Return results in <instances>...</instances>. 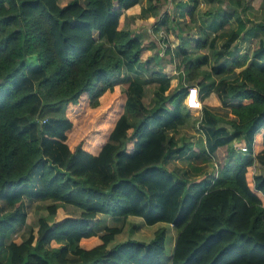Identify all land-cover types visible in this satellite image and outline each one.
<instances>
[{
    "label": "trees",
    "instance_id": "16d2710c",
    "mask_svg": "<svg viewBox=\"0 0 264 264\" xmlns=\"http://www.w3.org/2000/svg\"><path fill=\"white\" fill-rule=\"evenodd\" d=\"M144 1L145 18L159 28L170 30L174 12L196 22L189 0L162 19L154 8L162 0H0V264H264V21L244 16L253 0H207L215 36L194 49L208 45L213 65L187 63L186 79L202 99L213 91L222 103L203 107L197 119L202 153L212 158L227 146L236 157L189 180L166 166L188 148L175 133L191 116L181 97L189 85H163L151 105L142 99L145 81L119 89L126 71L155 62L153 46L123 21ZM255 38L251 54L234 55L240 40ZM192 39L179 42L187 59ZM157 74L151 81L163 83L167 74ZM237 139L247 152L231 148ZM256 160L262 174L254 173ZM35 193L51 220L39 218L37 230L6 243L27 225L22 203ZM64 207L79 214L60 217ZM101 214L169 226L149 240L115 243L123 226L100 230L93 224ZM170 226L177 236L168 253Z\"/></svg>",
    "mask_w": 264,
    "mask_h": 264
},
{
    "label": "rangeland",
    "instance_id": "374dc122",
    "mask_svg": "<svg viewBox=\"0 0 264 264\" xmlns=\"http://www.w3.org/2000/svg\"><path fill=\"white\" fill-rule=\"evenodd\" d=\"M61 4H65L68 0H59ZM187 1V0H185ZM178 0H175L173 3L169 0H162V2L157 5L154 8H158V11L160 12L161 19L163 18L164 11H167L168 9H172L174 6L177 5ZM190 7L194 8V22H190L186 18H180L178 13H173L174 18L177 20L173 23L171 22L169 24L170 30L167 31V29L162 25L160 28L156 26L154 17H147L146 11L140 7L136 9V13L129 12L131 15L128 17V22L125 24V28L132 29L134 32H138L142 34V39L144 40V44L146 46H153L150 49V55L151 60H155L154 63H149L138 72L136 71H126L124 73V78L121 79V83L119 84V89L122 91L129 90V83L135 79H141V77H151V78H158L156 76L161 75L156 73H167L170 72L171 75H173L175 78H178V75L185 71L186 64L189 62H194L195 58H189L190 61L187 59V57H184L183 54L180 53V41L183 43L184 40H187L188 38H193L195 36L200 37V39L204 40V34L201 33L200 27L205 28V22H204V16H205V10L207 3L204 0H189L187 1ZM223 5L228 3V0L222 1ZM148 1H144L143 4L147 6ZM197 4V5H196ZM252 4L251 10L246 9L245 10V17H249L253 19V21H264V0H253L250 2ZM196 5V7H194ZM211 5V4H210ZM244 5L247 6V1H245ZM141 6V5H140ZM152 8L151 12H155L156 10ZM239 10H242V7L239 8ZM141 11V12H140ZM211 12V11H210ZM166 17V16H165ZM173 18V17H172ZM179 20V21H178ZM233 23V22H232ZM230 26H228L229 28ZM159 28V29H158ZM214 32V31H212ZM212 32H210V36H212ZM181 33V34H180ZM177 34H180L182 38H178ZM192 44H195L193 39L191 41V46L189 47L188 53L193 54L192 51ZM257 46V40L256 38L248 42L245 46V48H242L243 51L248 52L251 54L252 49H255ZM170 51V52H168ZM202 51L209 52L208 45L204 48H202ZM201 52V53H203ZM184 57V59H183ZM187 59V60H186ZM153 62V61H152ZM36 64L34 58L30 59L28 62L29 66H34ZM204 65L202 68H205ZM207 69V68H206ZM182 70V71H181ZM186 72V71H185ZM25 83H33L31 80H27ZM164 83V82H163ZM156 84V83H154ZM169 84V83H168ZM167 84V85H168ZM158 85V84H157ZM156 86V85H155ZM145 94L143 96V101L145 104L150 105V101L153 97V90L149 86L144 87ZM207 97V96H206ZM205 97V98H206ZM186 104V102H185ZM202 107L204 106V103L201 100ZM202 107L196 108L201 111ZM208 107V106H207ZM216 108V107H214ZM199 114V112H198ZM201 115L195 114L193 119L190 122H193L194 119H200ZM223 116V114H222ZM195 126V128H194ZM194 126L191 127V125L186 129V126L184 128H181L184 133L183 136H192V133L198 132V128L196 126V123H194ZM230 127V126H229ZM185 129V130H184ZM229 131H231V128H227ZM179 131V132H180ZM189 132V134H188ZM178 134V132H177ZM196 134V133H195ZM203 141V139H202ZM234 140V142L231 144V148L234 149L236 152H242L241 147L246 146L247 144L244 141ZM182 142H185L184 139H182ZM236 142V143H235ZM234 144V145H233ZM199 148V147H196ZM214 158H207L203 153L202 150H192L186 149V153L184 155H171L169 157L167 166L170 170H172L173 173L182 176L189 180H200L205 176H209V174L214 175L217 168H221L222 165L228 164L229 162H234L235 155H233L230 152V148L227 146L220 147L218 152L213 156ZM255 166L257 168L254 169V173L259 172V167H261L258 160L255 161ZM195 168H198V171H195ZM35 192V191H34ZM38 195V194H37ZM47 203L40 198H36V193L34 198H24L22 203V209L27 213V225L25 226H18L10 235L9 238H6V243H8L11 240L14 241H21L27 233L28 228H32L34 230H37L38 227V219L39 218H49V214L45 206ZM59 216H65L66 214H70L73 216H77L79 214L78 211L74 210L71 207H64L60 208L58 212ZM103 217H98L94 221V226L99 227L100 230L103 229V227L106 226H112V225H122L123 231L119 235L116 236L115 243L127 241L128 239H140V240H149L153 234L155 229L159 228L160 226H169L166 224H160L155 226H149L142 223L141 219L132 218L129 217L126 220L123 219H117L110 215H103ZM50 219V218H49ZM51 220V219H50ZM146 228H145V227ZM167 247L166 252L170 253L173 249V243L175 241V238L177 236V231L174 229V227L170 226L168 227V233H167Z\"/></svg>",
    "mask_w": 264,
    "mask_h": 264
},
{
    "label": "crops",
    "instance_id": "0c3cea01",
    "mask_svg": "<svg viewBox=\"0 0 264 264\" xmlns=\"http://www.w3.org/2000/svg\"><path fill=\"white\" fill-rule=\"evenodd\" d=\"M206 3H207V6H206V12H205V16H204V22H205V28L204 29H206V31L208 32V38H207V36H205L204 35V37L206 38V39H208V41H210L214 36H215V33L214 32H212L210 29H209V23H210V18H211V15H209L210 14V11H211V5H210V3L209 2H207V0H204ZM141 5V6H140ZM140 5H137V6H135V7H133L132 9H130V10H128L127 12H125L124 13V16H123V21H125V24H126V22H128V17H130V13L129 12H134V13H136L137 11H136V9L137 8H139L140 9V7L143 9V7H147V6H145L143 3L142 4H140ZM141 10V9H140ZM141 12V11H140ZM138 13V12H137ZM235 22H233L232 24H234ZM210 32H212V36L211 37H209L210 36ZM202 33V32H201ZM203 34V33H202ZM200 39V37H198V36H195V37H193V41L195 42V41H197V40H199ZM249 42V39H242V41L240 40L237 44H236V46H235V48H234V55L235 56H240V55H242V54H245V53H248V52H246V51H243L242 50V48H245V46H246V44ZM207 44V43H206ZM191 46V45H190ZM207 46V45H206ZM192 47H193V54L191 55V54H189V58L191 59V58H195V61L194 62H197V61H200V60H202V62H203V66L205 65L206 67L205 68H202V69H210L211 68V66L213 65V62H212V59H211V57H210V55H209V53H210V50H209V52H203L202 51V49H194V47H195V44H192ZM205 49V48H204ZM254 49H252V51H253ZM190 51V50H189ZM201 52H203V53H201ZM203 55H207L208 56V59L207 60H205V61H203L204 59L202 58V56ZM184 59V58H183ZM190 61V60H189ZM192 62V61H191ZM202 66V67H203ZM182 71V70H181ZM185 71H186V68H185ZM185 71H183V72H181L179 75H178V78H175L173 75H171L170 74V72H165L166 74H167V78H166V80L164 81V84L162 83V82H159V81H155V82H152L151 80V77L149 78L148 76L147 77H141V79L140 80H143V81H145L146 82V84H145V86H149L152 90H153V96H154V91L155 90H157V89H159V88H161L163 85L164 86H167V91L169 90H172V89H174V88H176V87H178V85L180 84V83H183L184 84V86H187V85H189V83L187 82V79H186V72ZM236 71L238 72V71H240V69H236ZM129 72V71H128ZM136 72H138V71H136ZM135 80H137V79H135ZM134 81V80H133ZM133 81H131V82H133ZM154 83H156V84H154ZM169 83V84H168ZM158 84V85H157ZM168 84V85H167ZM156 85V86H155ZM192 85V84H191ZM190 86V85H189ZM195 86H196V84H195ZM197 88H198V91H199V97H200V100H202V102L204 103V106H208V107H216V108H219V107H221L222 106V103H221V101H220V99L218 98V96H217V94L215 93V92H213V91H210L209 92V94L207 95V97L206 98H204V99H202V96H204V92H201L200 91V86L199 85H197ZM186 94H187V90L185 91V94L184 95H182L181 97H182V102H183V105L185 106V108H186V110H188L190 113H191V116H194L195 114H197V115H201L202 114V109H201V111L199 110V109H192V108H188L187 107V105L185 104V102H186V100H185V97H186ZM152 99H153V97H152ZM152 99H151V101H150V105H151V103H152ZM203 108V107H202ZM198 112H199V114H198ZM224 118H225V116H224ZM193 119V117H191V119H190V117H188L187 118V120H186V122H185V124H183V125H181L178 129H177V131H176V133H175V136H176V138H177V140H178V142H179V144L181 145V144H183V143H185V142H182V139H184V141H186V144H188V149H191V151L192 150H197V151H200V150H203V148H206V145H205V135H204V132L200 129V127H199V122L197 121V119H194L193 120V122H190L191 120ZM194 123H196V126H197V128H198V132H195V133H192V136H190L191 135V133L189 134V132H188V134H189V136L187 135V136H183L184 135V133L183 132H181L182 131V129L181 128H184L185 126H186V129H188V127L191 125V127H193L194 126ZM223 126L224 127H226V128H230L229 127V125L228 124H226V123H223ZM194 128H195V126H194ZM181 130V131H180ZM185 130V129H184ZM180 131V132H179ZM177 132H178V134H177ZM202 139H203V141H202ZM240 141H238L237 143H239ZM236 143V142H235ZM234 145V144H233ZM196 147H199V148H196ZM220 149V148H219ZM218 149V150H219ZM218 150L216 151V153L218 152ZM214 157H212V159H213ZM167 166V165H166ZM168 167V166H167ZM255 168H257L256 166H255ZM263 173V168L262 167H259V172H257V173H255V174H262ZM98 217H102L101 215H98L97 216V218ZM96 218V219H97ZM103 218V217H102ZM132 218H137V219H140V218H138V217H132ZM95 219V220H96ZM142 220V219H141ZM142 223L143 224H145L144 222H143V220H142ZM161 223H157L156 225H160ZM162 224H165V223H162ZM153 226H155V225H153ZM145 227V226H144ZM160 227H162V226H160ZM146 228V227H145ZM158 229V228H157ZM157 229H155V230H157ZM93 243H94V245H97V244H99L100 243V241L98 240V239H94L93 241H92ZM124 242V241H123ZM174 243H175V241H174ZM174 243H173V245H174Z\"/></svg>",
    "mask_w": 264,
    "mask_h": 264
},
{
    "label": "built area",
    "instance_id": "2783aa9c",
    "mask_svg": "<svg viewBox=\"0 0 264 264\" xmlns=\"http://www.w3.org/2000/svg\"><path fill=\"white\" fill-rule=\"evenodd\" d=\"M185 100L188 108L196 109L202 107L197 86L193 85L187 88ZM247 150L246 146L241 147L242 152H247Z\"/></svg>",
    "mask_w": 264,
    "mask_h": 264
}]
</instances>
